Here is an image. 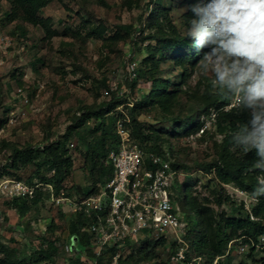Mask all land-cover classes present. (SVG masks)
Returning <instances> with one entry per match:
<instances>
[{"label": "rangeland", "instance_id": "374dc122", "mask_svg": "<svg viewBox=\"0 0 264 264\" xmlns=\"http://www.w3.org/2000/svg\"><path fill=\"white\" fill-rule=\"evenodd\" d=\"M154 1L50 0L39 13L41 17L51 19L52 32H48L42 25L23 19L19 11L9 16L13 11L11 0H0V173L13 171L20 178L31 179L37 171L35 163L20 169L7 164L14 148L40 147L61 139L77 121L83 106L98 108L111 100L112 97L104 92L105 80L121 79V88L127 89L125 61L132 57L139 68L144 67L148 47L156 46L160 38L171 32L166 31L167 27L159 29L156 25H149L153 9H164V19H169L177 32L185 33L191 19L190 12L183 11L187 0ZM200 59L194 67L187 68L188 76L181 74L184 66L176 65L171 58L161 62L158 73L168 80V91H172L173 98L165 101V109L149 103L137 108L134 116L144 123L147 131L159 134L158 143L167 149L172 161L190 167L181 168L180 179L192 178L193 194L202 201L208 199L221 220L223 215H245V210H250L256 200L234 183L221 182L215 169L210 172L203 168L221 160L223 153L224 135L217 127V115L221 110L234 109L235 115L243 111L238 96L231 97L229 104L217 109L221 92L211 87L214 74L201 71ZM152 85L150 74L140 76L132 96L139 99L142 93L149 94ZM18 89H23L25 98L18 94ZM125 105L118 106L113 114L122 112L131 120V110ZM190 115H198L203 123L197 133L186 135L182 131L184 128H174V122L170 121L174 117L185 120ZM95 122L96 119L92 118L87 124L93 127ZM129 127L133 131V127ZM69 142L74 166L63 186L72 195H77L78 185L84 192L92 188L88 179V148L75 135ZM137 142L148 151L154 145V142ZM71 143L75 146L72 147ZM185 171H189L188 174ZM42 172L47 173L44 169ZM47 191L45 188L44 199L25 215L16 213L11 222L6 217L0 222V260L7 258L9 262H19L24 255L48 241H54L58 246L55 262L46 260L33 264H82V259H86L80 250H71L69 246L72 209L69 206L58 208ZM242 203L245 210L241 211ZM4 208L5 204H1L0 214L5 216ZM163 238L151 242L154 254L140 264H182L173 259L181 246L176 235ZM231 241L234 242L230 248ZM231 241L226 254L233 264H264L263 248L252 251V242H246L244 237ZM243 243L249 245L246 251L240 252ZM138 246L124 247L119 253L125 258L135 253ZM196 263L207 264V260L204 258ZM83 264L90 262L85 260Z\"/></svg>", "mask_w": 264, "mask_h": 264}, {"label": "trees", "instance_id": "16d2710c", "mask_svg": "<svg viewBox=\"0 0 264 264\" xmlns=\"http://www.w3.org/2000/svg\"><path fill=\"white\" fill-rule=\"evenodd\" d=\"M50 0H11L13 11L9 13L18 14V11L23 19L35 24L42 25L48 32H52L50 28V17H41L40 11L49 4ZM151 2H155L151 0ZM152 16L148 20L149 25L157 26L159 29L167 27L166 31H171L170 35L160 38L158 44L154 47H148L149 54L144 58V67H138L136 75L131 76L127 72L126 84L127 89L123 94L113 91L111 100L102 104L98 108L91 106H83L81 113L77 117L74 125L68 128L61 139L53 140L43 146L27 145L25 147H16L9 157L7 163L10 167L20 169L22 166L29 163H35L37 171L31 179H39L46 184H52L55 192L58 194L67 177L71 174L74 161L70 153L69 141L72 135H75L77 140L86 144L88 148V179L92 188L84 192L81 186H77V191L84 194L96 193L105 185L106 181L112 176V165L106 162L108 152L114 148L118 142V136L115 134V123L119 117L114 115L113 111L120 105L127 106L131 110L132 119L130 124L133 127L132 136L135 141L154 142V145L148 149L160 153L168 158L173 167L181 170L182 167L190 169V167L180 164L177 161H172L169 157L167 149L160 143L159 134L149 132L144 128V123L141 122L134 113L137 108L143 107L146 104L160 105L164 109L167 107L166 100L173 97L172 91H168V80L162 77L158 72L160 63L172 59L176 65H183L181 74L188 76L187 71L189 66L194 67L198 59L201 58V53L193 47V41L188 39L184 34L177 32L176 26L169 19H164V9L156 7L151 11ZM190 18H191V13ZM150 74L152 78V88L148 93H142L139 99H135L132 94L138 86L140 76ZM104 85L108 87V82L105 80ZM127 102H129L127 104ZM225 104H229L228 98L221 93L217 109L222 108ZM234 109L222 111L217 115V127L224 135L223 153L221 160H218L210 165L203 166L204 169L213 172L220 178L223 183H234L238 188L248 192L250 195L254 191L261 178H264V173L259 170H254L253 165L256 160L253 151L246 155L239 151L235 153L232 148V134L236 132L242 123L247 122V112H242L240 115L234 114ZM126 115V114H125ZM95 118L96 122L93 127L87 123L90 119ZM174 122V128L179 127L186 135L197 133L202 128V121L198 115H190L185 120L174 117L170 119ZM79 128H82L78 130ZM166 130V129H165ZM157 131V130H154ZM167 132V131H166ZM91 137V140H88ZM137 139V140H136ZM112 143V147L108 144ZM114 143H116L114 145ZM114 145V146H113ZM141 146H143L141 144ZM144 147V146H143ZM7 165V166H8ZM46 170L47 173L42 172ZM10 170V169H9ZM187 174L189 171H185ZM4 176H15L20 178L13 171L0 173V178ZM192 178L184 180L176 189L177 201L180 205V210L183 214L185 227L182 231L184 242L180 243V248L188 245V250L185 251V258L181 261L182 264H197L196 262L201 257V261L206 258L207 264H233L227 253L229 242L234 238H242L246 242H257L264 235V196H261L252 205L250 210H245L242 203L241 211L245 210V215H223L219 220L216 216L215 209L210 205L208 199L200 200L193 194ZM184 184H186L184 186ZM185 188V189H184ZM45 189V188H44ZM44 189L37 190V195L31 200L14 199L7 201L13 207H16L20 216L25 215L30 211L33 205L38 204L44 199ZM185 195L183 196V191ZM68 194H71L68 191ZM49 195V192L47 191ZM180 197L182 198L180 201ZM6 203V202H5ZM237 210V208H235ZM234 209V210H235ZM62 210V209H61ZM95 218L86 216L81 212H73V219L70 222L72 232L70 240V249L80 250L81 255L86 256V260L91 262L95 257V252L91 248V243L94 238V233L90 230L89 224L94 222ZM164 236H151L146 234L141 236L134 244H139L135 253H130L123 258L121 255L117 258V264H140L144 259L152 257L153 249L150 248L152 241L163 240ZM156 239V240H155ZM132 246V245H131ZM255 246H251L254 251ZM264 249V247H263ZM120 246L117 244L109 245L103 252V255L98 258L99 264H113L114 257L119 253ZM58 254V246L54 241H48L46 245L34 249L29 255H24L19 262H9L7 258H3L0 262L7 264H33L42 261L50 260L55 262V256ZM109 254L110 256H107ZM108 257V258H107ZM252 257V254L249 255ZM237 264H245L239 262Z\"/></svg>", "mask_w": 264, "mask_h": 264}, {"label": "built area", "instance_id": "2783aa9c", "mask_svg": "<svg viewBox=\"0 0 264 264\" xmlns=\"http://www.w3.org/2000/svg\"><path fill=\"white\" fill-rule=\"evenodd\" d=\"M125 63V71L135 76L138 62L129 57ZM121 83V79H109L105 94L111 96L113 91L123 94L126 90L121 88ZM18 94L23 98L26 96L23 89H18ZM130 121L125 115L115 123L118 142L106 157L113 173L98 192L72 195L62 188L57 194L52 184L39 179L30 182L15 176H4L0 178V205L14 199L31 200L36 197L38 189L47 188L52 203L58 208L69 206L74 213L92 216L95 221L89 224V228L94 233L91 248L95 257L90 264H99L98 258L109 245L118 244L120 249L128 248L146 234L156 237L176 235L179 242H184L182 231L185 222L176 198V189L184 182L180 179L181 170L174 168L164 155L148 151L135 141L129 127ZM71 146L75 144L71 143ZM4 220L5 216L1 213L0 222ZM233 242H230V248ZM248 243L240 246V252L247 250ZM252 245L263 248L264 235L257 242L252 241ZM187 250L185 243L173 259L181 262ZM119 255L114 257L113 264H117ZM85 260L82 259L83 262Z\"/></svg>", "mask_w": 264, "mask_h": 264}, {"label": "clouds", "instance_id": "9594fccd", "mask_svg": "<svg viewBox=\"0 0 264 264\" xmlns=\"http://www.w3.org/2000/svg\"><path fill=\"white\" fill-rule=\"evenodd\" d=\"M191 13L184 35L201 53L199 67L211 71V87L226 98L239 97L247 122L232 134V144L256 156L254 170L264 173V0H187ZM264 196V178L251 193Z\"/></svg>", "mask_w": 264, "mask_h": 264}, {"label": "crops", "instance_id": "0c3cea01", "mask_svg": "<svg viewBox=\"0 0 264 264\" xmlns=\"http://www.w3.org/2000/svg\"><path fill=\"white\" fill-rule=\"evenodd\" d=\"M3 204H5V208H4L5 217L10 218V222H11V217H16V213H18V211L11 204H8L7 202Z\"/></svg>", "mask_w": 264, "mask_h": 264}]
</instances>
